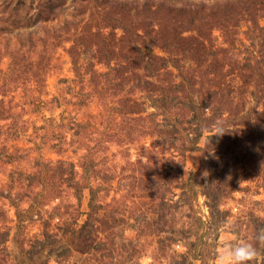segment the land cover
Listing matches in <instances>:
<instances>
[{
    "label": "rangeland",
    "instance_id": "374dc122",
    "mask_svg": "<svg viewBox=\"0 0 264 264\" xmlns=\"http://www.w3.org/2000/svg\"><path fill=\"white\" fill-rule=\"evenodd\" d=\"M261 229L264 0H0V264H264Z\"/></svg>",
    "mask_w": 264,
    "mask_h": 264
},
{
    "label": "clouds",
    "instance_id": "9594fccd",
    "mask_svg": "<svg viewBox=\"0 0 264 264\" xmlns=\"http://www.w3.org/2000/svg\"><path fill=\"white\" fill-rule=\"evenodd\" d=\"M223 133V130L218 129L215 135ZM203 175L206 177L208 173L205 172ZM256 240L264 243V229L260 230ZM257 255L258 249L253 243H225L216 257V264H251Z\"/></svg>",
    "mask_w": 264,
    "mask_h": 264
}]
</instances>
